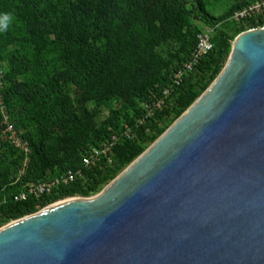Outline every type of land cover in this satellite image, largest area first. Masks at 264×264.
Masks as SVG:
<instances>
[{"label":"trees","instance_id":"16d2710c","mask_svg":"<svg viewBox=\"0 0 264 264\" xmlns=\"http://www.w3.org/2000/svg\"><path fill=\"white\" fill-rule=\"evenodd\" d=\"M253 1L214 16L205 0H0V22L9 16L0 29L4 103L29 149L19 175L25 157L0 132V226L65 198L95 195L111 182L167 129L158 126L161 120L174 112L177 119L218 76L231 41L247 30L230 16ZM208 26L213 48L174 87L173 106L136 128L144 105L171 86L196 35ZM101 106L108 114L96 122ZM124 126L137 138L117 143L113 164L83 168L86 153ZM68 170L82 176L49 196L13 201L25 185Z\"/></svg>","mask_w":264,"mask_h":264},{"label":"water","instance_id":"95a60500","mask_svg":"<svg viewBox=\"0 0 264 264\" xmlns=\"http://www.w3.org/2000/svg\"><path fill=\"white\" fill-rule=\"evenodd\" d=\"M0 229V264H264V28L99 195Z\"/></svg>","mask_w":264,"mask_h":264},{"label":"built area","instance_id":"2783aa9c","mask_svg":"<svg viewBox=\"0 0 264 264\" xmlns=\"http://www.w3.org/2000/svg\"><path fill=\"white\" fill-rule=\"evenodd\" d=\"M230 21L233 23L247 27L246 31L264 28L261 23L264 22V0H255L237 10L230 16ZM213 27H204L196 35V43L190 52L189 56L181 63V67L177 69L171 78V86L164 88L161 91V96L154 98L153 101L144 105L145 116L139 119L135 125L138 128L143 124L144 119L153 118L155 113L162 111L165 108L171 107V94L174 87H178L182 83V79L188 73L193 72L199 65L200 61L212 50L213 44L211 37ZM5 71L2 62L0 61V132L4 142H7L14 148L18 149L24 155V160L19 171V175L23 174L26 167L29 153L28 143L22 140L14 125L10 121L9 114L4 103V85ZM161 127V122L158 123ZM148 132V130H147ZM136 132L129 126H124V129L119 134H114L106 139L99 147L91 148L82 158L83 168L91 169L94 167L101 168L113 164V150L121 139H136ZM82 176V171H66L58 175L47 176L46 179L37 183H30L21 188L12 196L13 201H25L29 197L39 199L43 196H49L53 190L61 185L72 183L77 177ZM60 201V200H59ZM4 202V201H3ZM58 202V201H57ZM56 203V202H54ZM2 204V202H0ZM53 204V203H51ZM49 204V205H51ZM48 206V205H47Z\"/></svg>","mask_w":264,"mask_h":264},{"label":"rangeland","instance_id":"374dc122","mask_svg":"<svg viewBox=\"0 0 264 264\" xmlns=\"http://www.w3.org/2000/svg\"><path fill=\"white\" fill-rule=\"evenodd\" d=\"M206 2V7H207V10L209 11L210 14L214 15V16H219L220 14H222L229 6H231L232 4L236 3V2H241V0H205ZM175 113V112H174ZM174 113L169 115L167 118H165V120H161V124L162 126H167V129L169 126L172 125V123L176 120H173V116H174ZM108 114V111L105 107L101 106L99 108V114L97 115V117H95V121L98 122V121H101L103 120ZM17 131V130H16ZM18 135H19V132L17 131ZM1 140L4 141L1 137ZM152 144V143H151ZM150 144V145H151ZM149 145V146H150ZM148 146V147H149ZM147 147V148H148ZM146 148V149H147ZM145 149V150H146ZM144 150V151H145ZM124 170V169H123ZM122 170V171H123ZM121 171V172H122ZM120 172V173H121ZM119 173V174H120ZM118 174V175H119ZM110 183V182H109ZM108 185V184H106ZM106 185L98 192L96 193L95 195H92V196H89V197H80V196H74V197H79V198H92V197H96V195H99L102 190L106 187ZM47 207V206H46ZM42 210V209H40ZM39 211V210H38ZM13 221H10L8 222L7 224H3L2 226H0V229L3 228V227H6L7 225H9L10 223H12Z\"/></svg>","mask_w":264,"mask_h":264},{"label":"clouds","instance_id":"9594fccd","mask_svg":"<svg viewBox=\"0 0 264 264\" xmlns=\"http://www.w3.org/2000/svg\"><path fill=\"white\" fill-rule=\"evenodd\" d=\"M9 19V16L8 15H4L3 18H2V21L3 22H0V29H5L6 28V22L7 20Z\"/></svg>","mask_w":264,"mask_h":264},{"label":"bare ground","instance_id":"6f19581e","mask_svg":"<svg viewBox=\"0 0 264 264\" xmlns=\"http://www.w3.org/2000/svg\"><path fill=\"white\" fill-rule=\"evenodd\" d=\"M13 223H15V222L13 221L12 224H13ZM9 225H11V223H10ZM9 225H7V226H9Z\"/></svg>","mask_w":264,"mask_h":264}]
</instances>
